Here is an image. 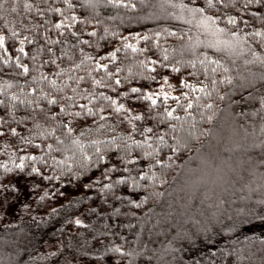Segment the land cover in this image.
Wrapping results in <instances>:
<instances>
[{
	"label": "trees",
	"instance_id": "1",
	"mask_svg": "<svg viewBox=\"0 0 264 264\" xmlns=\"http://www.w3.org/2000/svg\"><path fill=\"white\" fill-rule=\"evenodd\" d=\"M0 37V264H264V0H0Z\"/></svg>",
	"mask_w": 264,
	"mask_h": 264
},
{
	"label": "snow or ice",
	"instance_id": "2",
	"mask_svg": "<svg viewBox=\"0 0 264 264\" xmlns=\"http://www.w3.org/2000/svg\"><path fill=\"white\" fill-rule=\"evenodd\" d=\"M60 25H57V27H59ZM3 43V38L2 37H0V44H2ZM21 51H23V49H21ZM133 91H137L136 89H133ZM69 99H71V98H69ZM50 103H55V101H50ZM153 103H155V101L153 100ZM189 107H191V105H189ZM61 111L63 112L64 111V109L62 108L61 109ZM75 115H77V116H79L80 115V113H76ZM169 115H171V113H169ZM137 119H139V117H137ZM69 131H71V130H69ZM146 131H149V132H151L152 131V129H146Z\"/></svg>",
	"mask_w": 264,
	"mask_h": 264
}]
</instances>
